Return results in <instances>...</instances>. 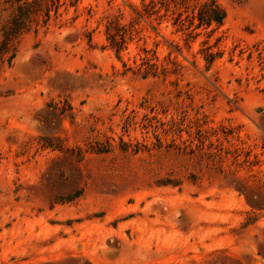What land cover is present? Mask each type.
<instances>
[{
	"label": "rangeland",
	"instance_id": "rangeland-1",
	"mask_svg": "<svg viewBox=\"0 0 264 264\" xmlns=\"http://www.w3.org/2000/svg\"><path fill=\"white\" fill-rule=\"evenodd\" d=\"M62 1L0 73V264H264V0H218L190 47L134 20L151 0ZM143 48L179 71L141 76Z\"/></svg>",
	"mask_w": 264,
	"mask_h": 264
},
{
	"label": "trees",
	"instance_id": "trees-1",
	"mask_svg": "<svg viewBox=\"0 0 264 264\" xmlns=\"http://www.w3.org/2000/svg\"><path fill=\"white\" fill-rule=\"evenodd\" d=\"M79 0H72L71 5H75ZM62 0H13L11 16L2 23L0 39V73L4 66L11 65L17 52V43L21 36L30 30L38 31L40 28H47L53 18L60 14V9L64 6ZM135 21L144 20L156 31L160 30L163 22H171L175 30L185 34V44L190 47V38H196L202 30L208 31V36H212L223 24L227 16L225 8L218 0H151L142 2L141 8L135 9ZM106 36L109 46L115 50L118 57L126 48L127 30L125 25L117 20H111L106 26ZM215 44H207L201 49V53L210 67L214 61L221 57L222 52L215 48ZM179 53L182 47L175 44ZM145 55L137 65L136 72L141 76L167 75L170 71L176 73L180 69V62L175 59L170 60L171 69L166 64L159 65L156 59V51L143 48ZM124 65H126L124 63ZM131 69V66H127ZM2 90L0 88V96ZM82 194V190L70 194L67 201L74 200Z\"/></svg>",
	"mask_w": 264,
	"mask_h": 264
}]
</instances>
